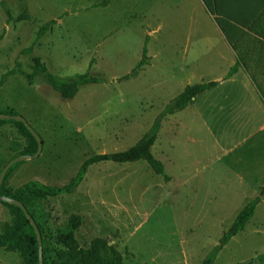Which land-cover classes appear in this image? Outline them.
Returning a JSON list of instances; mask_svg holds the SVG:
<instances>
[{"label":"rangeland","instance_id":"obj_1","mask_svg":"<svg viewBox=\"0 0 264 264\" xmlns=\"http://www.w3.org/2000/svg\"><path fill=\"white\" fill-rule=\"evenodd\" d=\"M25 9L29 20L7 22V13L14 18ZM206 15L201 0H0V76L16 66L30 73L35 55L57 76L87 72L103 78L62 98L38 74L30 82L18 72L6 76L0 111L15 110L42 141L36 157L17 161L5 180L11 188L29 180L66 183L86 157L133 145L185 85L220 81L162 118L151 153L168 179L145 160L100 161L88 166L71 194L29 203L42 225L47 262H79L78 251L58 239L76 213L79 245L105 237L121 252L123 264H200L256 194L242 177L261 154L254 144H235L241 119H254L235 102L250 96L238 82H224L234 55ZM214 16L226 33V24ZM144 44L146 64L121 79ZM31 45L32 52L24 53ZM26 145L15 123L1 124L0 168ZM257 217L220 249L213 264L256 261L264 246V232L256 231L264 225ZM10 220L0 203V231ZM0 264H22V259L0 248Z\"/></svg>","mask_w":264,"mask_h":264},{"label":"trees","instance_id":"obj_2","mask_svg":"<svg viewBox=\"0 0 264 264\" xmlns=\"http://www.w3.org/2000/svg\"><path fill=\"white\" fill-rule=\"evenodd\" d=\"M212 11L214 7L211 3L212 0H204ZM30 15L27 10H23L16 17H12L7 13V22L29 20ZM221 20V19H220ZM50 22H47L39 27L37 31V38L42 36L48 29ZM2 34L0 33V39ZM33 45V44H32ZM32 45L23 49V52L30 54L32 52ZM32 71L30 73L24 72L17 68L5 71L0 76V86L3 84L8 74L18 72L22 74L29 82L34 75L38 74L54 91L59 93L62 98H72L77 92L79 86L87 83L103 82V78L97 76H91L87 72L74 74L69 77H60L49 72L47 67L41 61L38 56L31 55ZM148 59L146 46L144 44L142 48L141 57L136 62L131 71L121 77V79H128L136 75L146 64ZM239 60H236L234 65L231 66L227 75H231L238 65ZM216 81L199 82L193 84H187L183 89L158 113V115L152 121L149 129L145 131L133 145L128 148L110 153H97L86 157L76 173L66 183L61 185L45 184L37 180H29L21 185L11 188L6 186L5 180L13 170L17 162H14L5 172L3 180L0 184V195L12 197L20 201L29 211L34 218L36 225L40 231L42 241V256L43 264H71L67 259H61L56 262H47L44 256L43 247V230L41 223L33 216L29 210V203L36 200H43L51 197H55L61 194H71L76 187L83 180L88 166L100 161H113L117 163L132 162L136 160H145L153 172L162 175L165 179L168 177L164 174L163 165L161 161L153 156L151 153V146L154 143L158 130L161 125V120L167 114H172L175 111L181 110L191 103L192 99L207 88L214 86ZM1 114L17 115L15 110L8 109L0 111ZM6 122H13L19 128L21 134L27 139V145L21 151L20 154H33L37 150V141L24 125L22 121L13 119L0 118V125ZM4 166V165H3ZM2 166V167H3ZM0 168V171L2 169ZM264 198V185L258 195L248 201L243 208L237 213L230 227L225 230L218 244H216L201 260L200 264H213L214 259L220 249L230 240L232 236L237 234L243 229L247 220L252 216L254 209L258 202ZM0 203L9 209L11 220L0 231V248L7 252H15L21 259L22 264H39L38 259V242L34 228L24 215L20 207L15 204L8 203L0 200ZM81 216L76 213H72L68 217L67 227L58 234L59 241L69 250H77L79 253V262L77 264H123V257L121 252L112 244L108 243V240L102 236L92 237L87 246H80L78 240L75 237V232L80 226Z\"/></svg>","mask_w":264,"mask_h":264},{"label":"crops","instance_id":"obj_3","mask_svg":"<svg viewBox=\"0 0 264 264\" xmlns=\"http://www.w3.org/2000/svg\"><path fill=\"white\" fill-rule=\"evenodd\" d=\"M201 3L206 16L217 26L225 45L234 55L231 66L236 60L240 62L236 70L231 75H227L224 82H232V84L238 82L250 96V99L244 98L239 103L234 101L235 106H241L242 111L254 116V119L252 116L241 119V137L235 144H254L256 153L261 154L254 158L259 164L247 165L245 176L242 177L244 185L256 192L245 202L246 204L259 194L264 185V0H212L213 11L204 0H201ZM214 14L226 24V33ZM237 29L240 31L238 32ZM233 35L235 40L230 42L229 39ZM216 82L214 86L220 81ZM261 204H264V198L258 202L250 218L257 217ZM257 219L260 225H264V212L262 215L259 214ZM256 231L257 233L260 231L259 234L263 235V229L257 228ZM235 236L236 234L231 238L234 239ZM255 259L256 261L250 264H264V246L260 247Z\"/></svg>","mask_w":264,"mask_h":264},{"label":"water","instance_id":"obj_4","mask_svg":"<svg viewBox=\"0 0 264 264\" xmlns=\"http://www.w3.org/2000/svg\"><path fill=\"white\" fill-rule=\"evenodd\" d=\"M0 118L22 121L24 123V125L27 127V129L30 131V133L33 135L35 140L37 141V150L35 153H33V154H19V155L13 157L12 159H10L9 161H7L5 163V165L2 167V169L0 171V184H1L5 172L14 162H17V161L23 160V159L34 158L40 153L41 148H42V141H41L39 135L37 134V132L30 126V124L22 116L12 115V114H1L0 113ZM0 200L15 204L21 208V210L23 211L24 215L26 216V218L28 219V221L30 222V224L32 225V227L34 228V231L36 233L37 242H38L39 264H43L41 235H40V231L38 229V226L36 225L34 218L31 216V214L29 213L27 208L20 201L14 199L12 197L5 196V195H0Z\"/></svg>","mask_w":264,"mask_h":264}]
</instances>
